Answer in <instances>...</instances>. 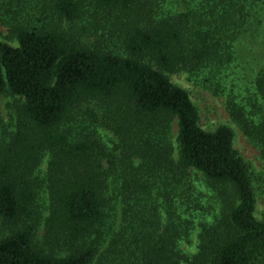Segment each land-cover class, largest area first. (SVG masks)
<instances>
[{
  "label": "trees",
  "instance_id": "trees-1",
  "mask_svg": "<svg viewBox=\"0 0 264 264\" xmlns=\"http://www.w3.org/2000/svg\"><path fill=\"white\" fill-rule=\"evenodd\" d=\"M259 1L0 0L17 41L0 42V96L20 99L0 145V218L20 228L0 238V264L264 263V219L233 128L203 129L169 77L229 89L234 41ZM229 90L231 119L264 154V67L245 97ZM196 227L198 251L185 256Z\"/></svg>",
  "mask_w": 264,
  "mask_h": 264
},
{
  "label": "rangeland",
  "instance_id": "rangeland-1",
  "mask_svg": "<svg viewBox=\"0 0 264 264\" xmlns=\"http://www.w3.org/2000/svg\"><path fill=\"white\" fill-rule=\"evenodd\" d=\"M29 13V9H25ZM173 11H176L173 9ZM32 14V12H30ZM252 14L257 17H251V22L245 24L243 31L238 35V39L234 41V74L230 80H227V88H234L240 97H245L248 88L251 87L255 77L264 67V30L262 27L256 33V20L264 21V0L258 2ZM260 18V19H259ZM248 29V32L247 31ZM96 36H90L93 42ZM0 42L7 43L11 46H17V41L8 32V27L0 22ZM172 82L181 86L189 93L192 101L197 106L200 113V125L205 130H214L220 125H227L233 128L235 132L234 146L241 154L244 160L249 164L253 174V187L256 196L255 215L259 220L264 219V154L261 148L250 138H248L239 126L231 119L227 109V94L230 90L220 91L216 93L211 88L204 87L189 78L186 73H176L169 75ZM20 102L18 97L12 95L0 96V145L2 140L8 141L13 133L15 126V108L16 103ZM100 139L107 144L109 148H114L118 140L108 129L98 127ZM176 134V125L172 128V135ZM47 156L43 157L40 168H44ZM50 199L48 194H43L39 206L43 213V225L45 218L48 216V205ZM121 206L114 207L108 211L107 225L104 231L107 234V240L110 239L108 234L112 235L121 226ZM38 231V240H43L44 226ZM20 228L18 223H5L0 218V238L9 236L12 232ZM199 228H195L185 233L181 250L185 256H192L198 251L199 244ZM186 264V263H184ZM264 264V263H262Z\"/></svg>",
  "mask_w": 264,
  "mask_h": 264
}]
</instances>
